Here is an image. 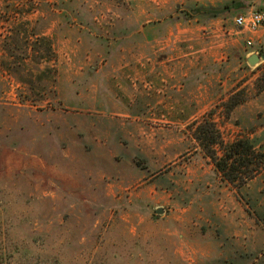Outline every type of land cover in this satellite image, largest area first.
I'll return each mask as SVG.
<instances>
[{"label": "rangeland", "instance_id": "obj_1", "mask_svg": "<svg viewBox=\"0 0 264 264\" xmlns=\"http://www.w3.org/2000/svg\"><path fill=\"white\" fill-rule=\"evenodd\" d=\"M257 9L0 0V264H264V171L232 186L196 138L264 152Z\"/></svg>", "mask_w": 264, "mask_h": 264}, {"label": "trees", "instance_id": "obj_2", "mask_svg": "<svg viewBox=\"0 0 264 264\" xmlns=\"http://www.w3.org/2000/svg\"><path fill=\"white\" fill-rule=\"evenodd\" d=\"M197 132V140L228 184L242 187L264 171V152L257 151L248 139L225 143L214 125L209 129L200 126Z\"/></svg>", "mask_w": 264, "mask_h": 264}, {"label": "built area", "instance_id": "obj_3", "mask_svg": "<svg viewBox=\"0 0 264 264\" xmlns=\"http://www.w3.org/2000/svg\"><path fill=\"white\" fill-rule=\"evenodd\" d=\"M234 25L239 34L246 35L245 46L250 52L247 58L252 55L259 57V62H263L262 47H255V38L260 39L264 34V9L251 10L246 14H241L235 17Z\"/></svg>", "mask_w": 264, "mask_h": 264}, {"label": "water", "instance_id": "obj_4", "mask_svg": "<svg viewBox=\"0 0 264 264\" xmlns=\"http://www.w3.org/2000/svg\"><path fill=\"white\" fill-rule=\"evenodd\" d=\"M248 63L251 66H255L257 63H259V57L256 55H252L251 57L248 58ZM157 214L163 213V209H159L156 211Z\"/></svg>", "mask_w": 264, "mask_h": 264}]
</instances>
